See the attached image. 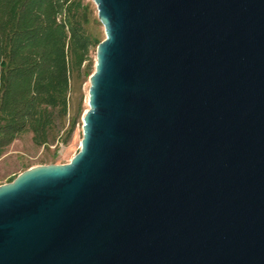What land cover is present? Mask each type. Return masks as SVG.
<instances>
[{
  "label": "water",
  "instance_id": "water-1",
  "mask_svg": "<svg viewBox=\"0 0 264 264\" xmlns=\"http://www.w3.org/2000/svg\"><path fill=\"white\" fill-rule=\"evenodd\" d=\"M79 151L0 184V264H264V0H92Z\"/></svg>",
  "mask_w": 264,
  "mask_h": 264
},
{
  "label": "trees",
  "instance_id": "trees-1",
  "mask_svg": "<svg viewBox=\"0 0 264 264\" xmlns=\"http://www.w3.org/2000/svg\"><path fill=\"white\" fill-rule=\"evenodd\" d=\"M99 23L89 0H0V158L27 132L40 147L69 141L83 114L72 81L94 71Z\"/></svg>",
  "mask_w": 264,
  "mask_h": 264
},
{
  "label": "rangeland",
  "instance_id": "rangeland-1",
  "mask_svg": "<svg viewBox=\"0 0 264 264\" xmlns=\"http://www.w3.org/2000/svg\"><path fill=\"white\" fill-rule=\"evenodd\" d=\"M91 1L92 7L95 9L97 15L96 6ZM95 33L104 39V28L99 23L95 28ZM96 48L92 51V59L95 65ZM89 88V77L75 78L72 81L71 90V114H75L81 107L83 114L88 108L87 96ZM80 116L75 125V130L66 144H60L56 149L55 145H51L49 148L43 146H36L32 141V134L30 132L22 134L19 138L7 148L6 152L0 158V183L8 182L11 177H15L16 174L23 170L39 165L49 163H67L71 158L79 151L80 142L82 139V117ZM55 152L57 153L56 155Z\"/></svg>",
  "mask_w": 264,
  "mask_h": 264
},
{
  "label": "crops",
  "instance_id": "crops-1",
  "mask_svg": "<svg viewBox=\"0 0 264 264\" xmlns=\"http://www.w3.org/2000/svg\"><path fill=\"white\" fill-rule=\"evenodd\" d=\"M1 160V159H0ZM17 175V174H16ZM9 181V180H8ZM3 183H5V182H3ZM1 184V183H0Z\"/></svg>",
  "mask_w": 264,
  "mask_h": 264
}]
</instances>
